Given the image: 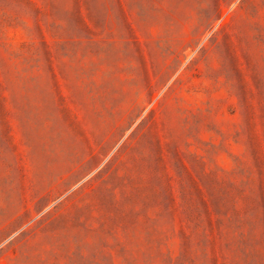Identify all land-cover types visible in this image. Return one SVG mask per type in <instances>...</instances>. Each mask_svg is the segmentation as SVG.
Wrapping results in <instances>:
<instances>
[{"label": "rangeland", "instance_id": "374dc122", "mask_svg": "<svg viewBox=\"0 0 264 264\" xmlns=\"http://www.w3.org/2000/svg\"><path fill=\"white\" fill-rule=\"evenodd\" d=\"M0 264H264V0H0Z\"/></svg>", "mask_w": 264, "mask_h": 264}]
</instances>
